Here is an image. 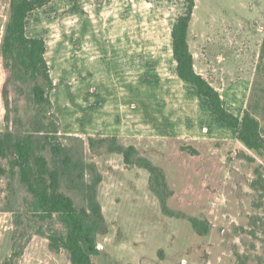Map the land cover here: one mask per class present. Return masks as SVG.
Returning a JSON list of instances; mask_svg holds the SVG:
<instances>
[{
    "label": "rangeland",
    "instance_id": "rangeland-1",
    "mask_svg": "<svg viewBox=\"0 0 264 264\" xmlns=\"http://www.w3.org/2000/svg\"><path fill=\"white\" fill-rule=\"evenodd\" d=\"M9 10L0 0V47ZM186 12L185 0H53L28 15L50 102L40 112L35 82L0 54V264H71L59 214L36 210L18 166L9 176L26 134L91 227L94 264H264V153L177 76L171 30ZM187 41L195 71L264 137V0H194ZM46 130L57 154L39 153Z\"/></svg>",
    "mask_w": 264,
    "mask_h": 264
},
{
    "label": "trees",
    "instance_id": "trees-1",
    "mask_svg": "<svg viewBox=\"0 0 264 264\" xmlns=\"http://www.w3.org/2000/svg\"><path fill=\"white\" fill-rule=\"evenodd\" d=\"M51 1L53 0H10L9 17L0 47L4 66L11 71L12 75L28 76L35 82L32 89L33 100L42 113L50 102L46 95V83H38L40 79H48V66L45 60L46 44L42 37L27 34L26 21L31 12L43 8ZM185 1L187 12L178 17L171 30V48L177 76L193 85L197 92L208 100L213 115L225 126L235 130L237 140L248 149L264 153V137L256 118L247 110L241 117L227 110L216 88L195 71L193 55L187 41L194 0ZM42 135H44L43 143L40 144L39 153L46 148L45 145H49L53 153L57 154L60 147L52 143L53 136H50L48 130ZM31 137L32 134H26L14 142L15 158L11 161L9 176H14V167L18 166L21 181L35 198L36 210L43 215L59 214L66 229L61 246L68 252L71 264H94L91 256L96 254V250L91 227L86 225L84 217L77 211L72 199L59 191L60 173L48 167L43 155L34 152ZM128 154L124 152V159L127 162H129ZM0 156H6L1 138ZM143 161L146 160L143 159ZM144 166L162 178V172L157 167L146 162Z\"/></svg>",
    "mask_w": 264,
    "mask_h": 264
}]
</instances>
